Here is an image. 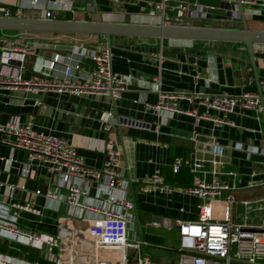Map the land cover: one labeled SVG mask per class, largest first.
Returning a JSON list of instances; mask_svg holds the SVG:
<instances>
[{
    "label": "crops",
    "instance_id": "1",
    "mask_svg": "<svg viewBox=\"0 0 264 264\" xmlns=\"http://www.w3.org/2000/svg\"><path fill=\"white\" fill-rule=\"evenodd\" d=\"M31 1L0 0V14L9 12L10 15L45 16L42 5L50 0H40L41 3L36 6ZM184 1L188 2V11L193 10L195 4L214 6V9H209L207 18H195L188 14L183 19L174 20L172 24L221 27L238 25L228 17V11L222 7L220 0ZM153 2L95 0V5L105 21L157 23L151 16ZM73 8L74 12L54 10L49 11L48 15L90 20L98 17L88 3L74 2ZM169 16L176 19L174 11H170ZM255 18L249 16L248 22L255 21ZM20 33L11 32L12 35L6 36L16 43H28L35 54L46 58H52L54 53L67 56L77 53V50L84 51V70L94 67L89 56L93 49L109 50L103 35L39 32L35 36L37 40L31 43ZM111 43L112 70L130 81L129 89L116 104L107 96L77 94L72 91H4L0 94V124H6L14 117L22 120L32 117L37 130L58 135L76 144L78 153L93 167L102 166L105 160L103 141H111L114 149L121 154V161L126 167L125 175L133 180L132 189L137 200L139 219L142 211L147 220L146 226L152 229H173L178 232V220L198 217V199L188 194L185 187L193 182L192 162L197 158V153H209L216 145L223 146L231 158L230 163L222 165V170L233 171L236 176L224 173L220 177L235 187L231 191L233 195L234 192L264 185V119L260 122L251 116L233 115L236 126L216 127L209 120L170 112L157 114L145 106V103L154 105L158 100L159 90L155 82L158 75L162 80L160 90L164 92L241 94L258 91V77L264 76V44L255 45V70L243 43L131 36H113ZM74 56L78 57L79 54ZM160 56L163 60L161 66ZM34 60L35 56L28 57L25 78L34 76ZM179 104L189 110L197 107L200 113L205 110L196 102L180 100ZM109 111L114 112V118L108 119ZM0 157L5 158L4 161L0 160V181L22 186L17 192L20 200L31 198L33 190H46L43 169L38 170L34 179L20 176L19 170L26 159L22 150L13 149L0 141ZM177 157L183 158L181 173L173 171ZM226 164L233 168L225 170ZM157 171L160 172L161 183L155 184L151 179ZM211 178L212 175L208 174V180ZM159 185H165L163 190H160ZM40 200L43 201L42 198ZM244 201L251 203L246 207L245 215L255 221L257 215L249 216L256 210V206L252 205L254 201ZM54 204L60 207L61 212H65H45L50 218H42V229L48 232H56L54 222L62 215L82 213L64 204ZM182 206L185 212L180 211ZM143 241L148 242L145 238ZM6 251L14 252L11 249Z\"/></svg>",
    "mask_w": 264,
    "mask_h": 264
},
{
    "label": "built area",
    "instance_id": "2",
    "mask_svg": "<svg viewBox=\"0 0 264 264\" xmlns=\"http://www.w3.org/2000/svg\"><path fill=\"white\" fill-rule=\"evenodd\" d=\"M220 1L231 21L241 26L237 0ZM31 3L36 6L41 2L32 0ZM48 3L42 5L43 17H51L49 11L54 10L74 12L73 0H50ZM153 3L152 18L157 23L170 25L188 14L207 18L209 9H214V6L195 4L194 9L188 11V2L184 0H154ZM242 4L247 18L255 16L264 21V0H242ZM170 11L175 12L176 19L169 16ZM5 14L10 15L9 12ZM76 52L78 57L74 53L67 56L54 53L52 58H46L35 54L28 43H16L0 35V94L16 90L72 91L107 96L116 104L129 89L130 81L113 72L110 50L93 49L89 56L94 67L90 70H84L82 65L86 53ZM30 56H35L34 76L25 78ZM162 61L160 56V66ZM155 82L158 100L154 105L145 103V106L157 114L192 115L209 120L216 127L236 126L233 115L251 116L260 122L264 119V76L258 77V91L241 94L164 92L160 90V75ZM180 100L196 102L205 110L200 113L197 107L186 109L179 104ZM109 118H114L113 111L108 112ZM0 136L1 143L25 153L20 176L34 179L38 170L43 169L46 177V190H33V196L23 201L17 195L22 186L0 181V244L14 251L0 250V264H155L145 255L139 232L131 241V232L138 228L137 200L132 183L125 175L121 154L111 141H103L105 160L102 166L93 167L78 153L76 144L37 130L32 117L24 120L14 117L0 124ZM223 150V146L216 145L210 152L216 155ZM4 159L0 157L1 161ZM182 164L183 158H175L173 171L178 172ZM218 165L215 160L210 162L203 158L192 162L193 182L185 191L198 199V217L177 221L179 251L187 252L180 253L179 264H264V217L260 222L247 215L242 222L233 220L235 197L231 191L235 187L222 181L220 176L225 173L234 177L236 173L224 172L222 167L219 170ZM208 174L212 175L211 180ZM151 181L161 183L159 171ZM158 187L163 190L165 185ZM225 192L229 193L224 196ZM54 203L82 213L57 218L54 222L56 232L52 233L42 229V218H50L49 214L45 215L46 211L62 214ZM243 204L249 207L251 203L244 201ZM256 210L264 211V204L258 205ZM180 211L185 212V208L182 206ZM17 247H26L33 257Z\"/></svg>",
    "mask_w": 264,
    "mask_h": 264
},
{
    "label": "water",
    "instance_id": "3",
    "mask_svg": "<svg viewBox=\"0 0 264 264\" xmlns=\"http://www.w3.org/2000/svg\"><path fill=\"white\" fill-rule=\"evenodd\" d=\"M74 2L76 4L88 3L89 7H92L90 9L97 12V19L90 20L0 14V29L10 31L103 35L107 39L110 51L112 47L111 38L113 36L237 42L243 43L246 46L251 62L255 70H257L255 45L264 44V29L250 28L242 0H237L240 10L239 17L242 23L240 27L105 21L101 17L99 10L96 8L95 0H74ZM222 152V154L216 155L212 152H200L197 153V158H203L210 162L215 160L219 162L218 169L221 170L222 164L230 163L231 160L227 151L223 150ZM128 180L130 183H133L131 178H128ZM136 218L142 242L141 244L144 246L143 231L138 212ZM179 252L187 253L183 251Z\"/></svg>",
    "mask_w": 264,
    "mask_h": 264
},
{
    "label": "rangeland",
    "instance_id": "4",
    "mask_svg": "<svg viewBox=\"0 0 264 264\" xmlns=\"http://www.w3.org/2000/svg\"><path fill=\"white\" fill-rule=\"evenodd\" d=\"M248 24L252 29H264V21L258 17L255 18V21L250 20ZM260 25L261 27L257 28ZM232 27H240V26L237 25ZM11 32L12 31L10 30L0 29V35L9 36ZM20 32H21L20 35L22 34L23 36H25L27 40L30 41L31 43L37 40L35 36L39 33V32H29V31H20ZM231 167L232 165L226 164L224 166V169L228 170ZM234 197H235V204L233 206V220L242 222L244 220V215L247 212L246 206L243 204V201L244 200L254 201L252 203L254 207L264 204V185L252 189H245L242 191L234 192ZM64 212L65 211L61 213L63 214ZM252 215H257L256 222H260V220L264 216V211L255 210L253 211L252 214H249L250 217ZM140 223L143 231V238H145V240L148 241L145 243L144 246L145 255L149 257L153 263L157 262L161 264H179L181 254L178 249V239H179L178 232L173 229L171 230H166L163 228L152 229L150 227H147L146 226L147 220L145 218V215L142 213V211H140ZM136 232H139L138 228L136 231L131 232L130 234L131 241L134 240L133 236L136 235L135 234Z\"/></svg>",
    "mask_w": 264,
    "mask_h": 264
},
{
    "label": "trees",
    "instance_id": "5",
    "mask_svg": "<svg viewBox=\"0 0 264 264\" xmlns=\"http://www.w3.org/2000/svg\"><path fill=\"white\" fill-rule=\"evenodd\" d=\"M67 18H71V17H67ZM12 32H20V31H12ZM180 171H181V169L179 170L178 173L182 172V171L181 172ZM16 249H19L21 251L27 252V254L29 255L30 258L33 257L32 252H30L26 247H17ZM0 250L1 251L8 250L7 247H6V244H0ZM11 250L13 251V249H11Z\"/></svg>",
    "mask_w": 264,
    "mask_h": 264
}]
</instances>
